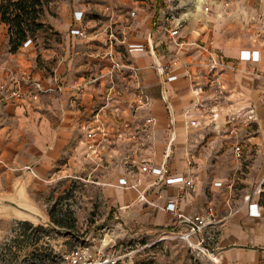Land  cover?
I'll use <instances>...</instances> for the list:
<instances>
[{"label":"crops","instance_id":"0c3cea01","mask_svg":"<svg viewBox=\"0 0 264 264\" xmlns=\"http://www.w3.org/2000/svg\"><path fill=\"white\" fill-rule=\"evenodd\" d=\"M201 1L58 0L62 19L55 21V47L37 50L32 40L21 47L27 61L20 65L45 83L58 79L65 88L43 94L39 102L0 103V186L11 187L0 192L13 194L24 185L27 198L47 215L51 189L75 182L88 191L78 199L91 203L95 195L89 191L96 188L109 215L139 230L185 229L178 214L165 208L170 202L186 218L212 205L219 220L214 248L223 264H264V40L250 43L237 37L227 18L263 7L237 3L227 11L217 2L205 13ZM175 8L187 16L181 36L221 49L227 66L210 70L209 56L196 45L176 53L160 28ZM75 25L88 36L72 34ZM253 25L256 33L259 24ZM150 35L163 62L177 56L186 66L163 76L148 51L130 50ZM246 55L258 59L246 61ZM113 61L141 68L148 106L134 110L127 105L133 99V91L124 90L131 71L120 67L112 72ZM248 107L256 109L257 122L249 128L239 123L235 133L229 116ZM148 116L156 118L149 138L143 131ZM92 128L94 139L87 136ZM171 134L175 138L167 167L174 180L159 183L155 170L141 171L142 161L159 167ZM239 142L249 144L241 159L235 156ZM91 143L98 153L89 148ZM123 177L136 187L121 186ZM180 177L192 178L193 186L184 188Z\"/></svg>","mask_w":264,"mask_h":264},{"label":"rangeland","instance_id":"374dc122","mask_svg":"<svg viewBox=\"0 0 264 264\" xmlns=\"http://www.w3.org/2000/svg\"><path fill=\"white\" fill-rule=\"evenodd\" d=\"M57 1L52 0L44 8L39 19L44 27L28 37L33 40L37 50L42 45L55 47L54 44L59 39V33L54 26L55 21L62 19L58 14L61 4ZM173 2L175 4L178 1ZM237 3H249L253 7L263 9L255 14L249 13L248 10L239 11V16L230 13L227 16L231 21L228 29H237L234 34L250 43L264 40V32L259 24V17L264 18V0H238L229 8L223 9L230 11ZM256 23L259 27L255 33L253 29L256 26L253 24ZM7 30L8 26L0 19V64L6 62L21 66L23 61H27V50L20 47L17 52H11ZM0 189L10 190L11 187L1 185ZM93 191L95 196L91 203L82 198L78 199L88 191L86 186L75 182L67 187L51 189L49 192L47 212L50 214V209L54 206L56 218L70 221L69 217H74L76 229L73 234L16 217L0 218V264H24V261L30 264H63L68 254L78 247L101 246L109 240L111 241L107 249L119 258L117 264L209 263L204 253L191 247L178 236L177 231L171 230V227L164 230H139L136 225L121 224L113 220V216L108 213L109 209L104 207L97 189H90L89 192ZM49 214L47 213L50 217ZM42 257H45V260Z\"/></svg>","mask_w":264,"mask_h":264},{"label":"built area","instance_id":"2783aa9c","mask_svg":"<svg viewBox=\"0 0 264 264\" xmlns=\"http://www.w3.org/2000/svg\"><path fill=\"white\" fill-rule=\"evenodd\" d=\"M196 1L199 2V0ZM237 1L238 0H202L201 6L205 13H211L213 10V5L217 2L221 3L222 7L229 8ZM106 10L111 12L113 9L108 5L106 6ZM135 14V11L131 12L132 16ZM259 18L260 27L264 32V18L262 19L261 16ZM186 19L187 16L185 15L184 11H181L180 8H175L174 10L167 13L162 25H160L163 35L166 36V38H168L171 44L175 47L176 53L178 54L181 50H183L184 47L188 45H196L209 56L207 66L210 68V70L227 66L228 63L221 49L200 45L196 42H188L184 37L181 36V29ZM80 20H82V14L77 15V21ZM71 33L80 37L88 36L87 30L76 25L71 28ZM110 36L112 39L115 37L113 33H111ZM126 40L127 34L123 33L122 41ZM31 41L32 39L28 38L22 46H27L29 43H31ZM134 49L148 51L154 57L152 66L160 75L163 76H171V74L176 69L186 66V63L182 62L177 56L170 59L169 61L163 62L160 58V55L157 54L152 35L147 38L146 43L130 46V50ZM108 55H112V52L110 51ZM242 59L246 61H256L258 59V55H246L245 58ZM112 67V72L115 68L120 67H125L131 71V80L124 86V90L133 91V99L131 103L127 102V105H130L134 110L148 106L151 99L146 93L143 83L140 79L139 71L141 68L134 64H120L116 61H113ZM232 67L234 68L235 66L232 65ZM131 84L134 86V88L131 87ZM64 88L65 85L58 79H56L54 82L45 83L43 80L34 77L29 69H27V66H15L9 63L0 64V103L4 105L17 106L23 104L27 100L39 102L43 94L57 93L62 91ZM113 89L114 84H112L110 88L111 92ZM108 97H110V91L108 92ZM228 122L231 125L232 131L235 133L239 132V123H244L248 128L252 127L253 124L257 122L256 109L254 107H248L246 110L231 114L229 116ZM155 123L156 118L154 116H148L145 118V126L143 127V131L147 138L152 136V126ZM103 135L104 137L98 139L99 141L96 142L97 146L103 144L106 133ZM87 136L90 139L96 138L95 129H90V131L87 133ZM174 138V135L171 134L164 152L165 161L159 167H151L148 161H142L143 164L141 166V171L151 172L152 170H155L160 176L158 181L159 183H170L174 180L168 176L169 169L167 167V162L171 156V146L173 144ZM96 145L95 143L89 144V148L94 153H98L95 147ZM247 147H249L247 142H239L235 146L236 158L241 159L244 156L245 149ZM179 179L183 181L184 188H190L193 186L192 178L180 177ZM119 184L126 188L136 187V184L130 183L126 177L121 178ZM165 208L171 212H176L178 217L182 219V224L186 226L185 229L177 232L181 239L187 241L191 247L197 248L200 250V252L204 253L209 260L208 264H223L220 253L216 252L214 248V244L219 235V230L217 228L219 220L216 218L215 209L212 205H209L203 212L191 218L183 217L181 213H178V206H176L175 202L168 203ZM110 241L111 240L105 244L103 243L101 246H80L68 254V257L63 264H117L119 258L116 257V255H114L111 250L107 249Z\"/></svg>","mask_w":264,"mask_h":264},{"label":"trees","instance_id":"16d2710c","mask_svg":"<svg viewBox=\"0 0 264 264\" xmlns=\"http://www.w3.org/2000/svg\"><path fill=\"white\" fill-rule=\"evenodd\" d=\"M52 0H1L0 19L8 26V39L10 51L15 53L27 40L30 34L44 27L39 21L44 8ZM72 214H74L72 212ZM50 219L58 226L74 231L76 220L69 217L70 221L56 218L55 208L50 209ZM45 260V257H42ZM24 264H30L24 261Z\"/></svg>","mask_w":264,"mask_h":264},{"label":"water","instance_id":"95a60500","mask_svg":"<svg viewBox=\"0 0 264 264\" xmlns=\"http://www.w3.org/2000/svg\"><path fill=\"white\" fill-rule=\"evenodd\" d=\"M28 169L30 168L28 167ZM2 217H16L34 223H41L67 234H73L70 229L56 225L40 207L27 198L26 186L24 185H17L13 194L0 192V218ZM113 220L120 221V218L116 217ZM87 239L85 238V240Z\"/></svg>","mask_w":264,"mask_h":264}]
</instances>
